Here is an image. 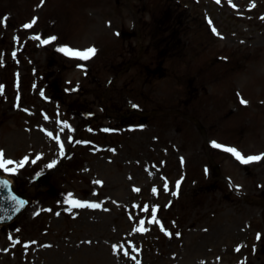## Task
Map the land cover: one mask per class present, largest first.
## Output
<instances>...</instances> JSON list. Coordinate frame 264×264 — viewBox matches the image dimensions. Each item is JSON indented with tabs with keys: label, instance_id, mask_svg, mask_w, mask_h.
Returning a JSON list of instances; mask_svg holds the SVG:
<instances>
[{
	"label": "rangeland",
	"instance_id": "rangeland-1",
	"mask_svg": "<svg viewBox=\"0 0 264 264\" xmlns=\"http://www.w3.org/2000/svg\"><path fill=\"white\" fill-rule=\"evenodd\" d=\"M262 17L264 0H0V148L28 157L0 174L32 194L0 264H264V158L227 151L264 153Z\"/></svg>",
	"mask_w": 264,
	"mask_h": 264
},
{
	"label": "snow or ice",
	"instance_id": "snow-or-ice-1",
	"mask_svg": "<svg viewBox=\"0 0 264 264\" xmlns=\"http://www.w3.org/2000/svg\"><path fill=\"white\" fill-rule=\"evenodd\" d=\"M41 2L43 3V0H41ZM217 2H219V0H217ZM229 3H231V0H229ZM233 6L235 7V5H233ZM262 18H264V17H262ZM35 19L36 18H34L32 22H30L28 24H25L23 26L26 27V28H31L32 24L35 23ZM209 23H211V21H209ZM212 30L214 32L217 31L215 29V27H213ZM217 35H219L218 32H217ZM34 38H36V37H34ZM50 41H57V37L55 35H49V36H47L46 39H43L42 42L44 44H48ZM58 50L61 53L66 54L69 57H79V58H82L83 60L90 59V57L95 55V53L97 51L95 46H90L88 48L80 50V49H77V48H73V47H71V46H69L67 44H59ZM13 56H15V52H13ZM79 66L83 67V65H79ZM2 88H3V86L0 85V90H2ZM41 94L43 95V93H41ZM241 102L244 103V104L248 103L247 100H243V99H242ZM17 106H19V105H17ZM134 107H139V106L138 105H134ZM25 111H27V109H25ZM63 123L67 124V121H63ZM138 126L139 127H144V125H138ZM106 131H113V130L112 129H106ZM49 135H52V133H49ZM57 139H59V137H57ZM84 143H87V141H84ZM211 143L214 144L218 148L227 147L226 145L218 143L217 141H212ZM60 147H61V150L63 151V143H61ZM227 151L230 152V153H233L237 157V159H239L243 163H249L251 161H259L260 159L264 158V153H260V154H257V155H247V156H245L240 151H238L235 147H227ZM27 160H28L27 156H25L23 158V160L20 161V162H18L17 160H14V159H10V158L6 159L5 158V154H4V150L2 148H0V169H2L3 172H5V173H16L20 167H23L24 162H26ZM56 163H57V161L53 160L48 166L52 167ZM10 165H12V166H10ZM9 183L10 182L8 180L0 179V185H2V186H8ZM94 183L102 184L103 182L102 181H95ZM179 183H180V181H176L177 187L179 186ZM237 187H239V186L237 185ZM163 188L166 190L168 188V184L165 183L163 185ZM136 190L139 191V189H136ZM153 191L155 192L156 189L153 188ZM68 195L70 197L68 203H70V204H74V205H77V206L88 205V206L93 207V208H96V207L100 206L98 203H96L94 201H88V200H82V199H71V196H72L71 193H69ZM10 197L18 205H23V204L26 203L25 200L20 199L15 193H11ZM158 207H159V205L154 206L152 208V212L154 213L156 208H158ZM144 208H145V211H148V206L147 205H145ZM17 210H19V209H17ZM70 210L71 209H69V211ZM49 211H51V209H49ZM58 214L59 213H57V215ZM0 219H2V217H0ZM156 219H157L156 216L152 215V220H153L154 223L156 222ZM140 222L143 223V221H140ZM161 227H163V224H161ZM141 230L143 231V229H141ZM168 234L171 235L172 233L169 232ZM176 235H180V233L177 232ZM258 238H259V234H258ZM33 243H35V242L33 241ZM125 252L127 253V250H125Z\"/></svg>",
	"mask_w": 264,
	"mask_h": 264
},
{
	"label": "water",
	"instance_id": "water-1",
	"mask_svg": "<svg viewBox=\"0 0 264 264\" xmlns=\"http://www.w3.org/2000/svg\"><path fill=\"white\" fill-rule=\"evenodd\" d=\"M11 193H15L20 199L25 200L26 203L23 205H18L15 201L11 199ZM22 196L23 195L19 194L17 190L13 187L11 182L8 186L0 185V217H2V219H0V222H8L12 220L26 207L28 200L24 199Z\"/></svg>",
	"mask_w": 264,
	"mask_h": 264
}]
</instances>
